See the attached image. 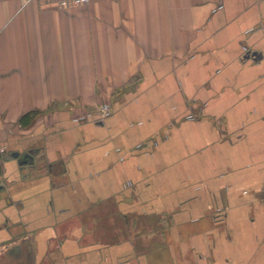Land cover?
<instances>
[{
    "label": "crops",
    "instance_id": "crops-1",
    "mask_svg": "<svg viewBox=\"0 0 264 264\" xmlns=\"http://www.w3.org/2000/svg\"><path fill=\"white\" fill-rule=\"evenodd\" d=\"M0 156L32 264H264V0H0Z\"/></svg>",
    "mask_w": 264,
    "mask_h": 264
},
{
    "label": "rangeland",
    "instance_id": "rangeland-1",
    "mask_svg": "<svg viewBox=\"0 0 264 264\" xmlns=\"http://www.w3.org/2000/svg\"><path fill=\"white\" fill-rule=\"evenodd\" d=\"M0 167V173L2 172ZM32 247L29 243H20L6 250L0 249V264H32Z\"/></svg>",
    "mask_w": 264,
    "mask_h": 264
},
{
    "label": "built area",
    "instance_id": "built-area-1",
    "mask_svg": "<svg viewBox=\"0 0 264 264\" xmlns=\"http://www.w3.org/2000/svg\"><path fill=\"white\" fill-rule=\"evenodd\" d=\"M43 3L57 5L58 7L68 8L74 6H82L89 4L92 0H40ZM110 107L108 104H104L100 108V115L97 118L98 121L103 120V117L109 115ZM189 119H194L193 114L188 116Z\"/></svg>",
    "mask_w": 264,
    "mask_h": 264
},
{
    "label": "water",
    "instance_id": "water-1",
    "mask_svg": "<svg viewBox=\"0 0 264 264\" xmlns=\"http://www.w3.org/2000/svg\"><path fill=\"white\" fill-rule=\"evenodd\" d=\"M13 156L14 157H18L19 156V153H14Z\"/></svg>",
    "mask_w": 264,
    "mask_h": 264
},
{
    "label": "trees",
    "instance_id": "trees-1",
    "mask_svg": "<svg viewBox=\"0 0 264 264\" xmlns=\"http://www.w3.org/2000/svg\"><path fill=\"white\" fill-rule=\"evenodd\" d=\"M0 167H1V156H0Z\"/></svg>",
    "mask_w": 264,
    "mask_h": 264
}]
</instances>
